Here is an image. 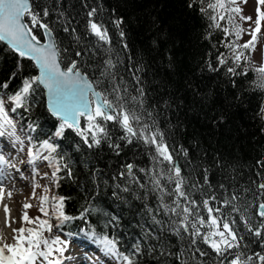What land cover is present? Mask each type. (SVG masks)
Segmentation results:
<instances>
[{
  "label": "trees",
  "instance_id": "1",
  "mask_svg": "<svg viewBox=\"0 0 264 264\" xmlns=\"http://www.w3.org/2000/svg\"><path fill=\"white\" fill-rule=\"evenodd\" d=\"M84 3L85 0H33L34 7H49L52 12L49 19L53 22L58 12L72 19L73 26L82 34V43L91 47L96 38L85 34L88 9ZM87 3L97 7L99 19L108 28L113 48L111 56L116 64L113 71L118 80L123 77L133 95L139 96L137 89H142L144 107L153 112L168 143L175 144L177 151L180 146L187 149V157L182 154L174 157L182 166V174L189 180L200 179L204 169H208L212 190L218 196L223 195L220 184L229 192L244 187L255 190L252 182H261L256 173L259 171L264 177V169L258 165V161H264V113H260V108L264 107V90L255 87L258 67L253 61V51L239 49L248 59L241 60L237 71L247 69L246 75L230 76L225 68L209 70L210 64L217 65L220 53L228 57L229 64L232 63V53L225 43L244 44L240 42L241 38L235 40L233 35L225 36L222 28L232 26L225 20L220 22L221 28H210L211 21L199 11V0H87ZM189 3H193V7H189ZM237 15L233 14V20L242 30V37L243 28ZM119 19L123 20L120 26L125 33L123 40L112 23ZM52 26L62 46L70 47L69 54L76 50L60 24L53 23ZM0 49H5L2 42ZM102 58L107 55L101 51L92 64ZM16 64L13 53L0 50V82L8 80L16 71ZM24 64L21 75L35 73L31 62L25 60ZM8 82L7 94L10 95L19 88L20 76ZM106 87V83H101L97 90L103 91ZM36 99L38 103L31 112L18 109L12 114L16 133L22 134L25 140L26 135H31L34 141L46 139L59 123L45 106L43 90ZM109 99L113 97L109 96ZM28 123L38 125L36 132H27ZM111 134L113 140L121 144L119 155L105 143L99 148L87 147L71 129L65 131L63 138L54 140L58 144L54 155L63 157V163L71 168L72 177L68 178L64 170L57 173L58 179L52 176L51 197H65L64 211L73 217H79L85 208L94 211L86 219L65 222L59 229L54 227L52 235H58L60 239L93 240L91 243L97 246L98 238L108 235L120 241L122 252L130 250L139 239L143 249V254L138 257L139 264H179L174 255L167 253L180 251H184L183 259L187 264H197L187 251V241L172 234L168 218L155 212L157 200L154 194L135 183H128L127 177H118L127 163H132L133 171L143 177L136 170L152 166L145 146L128 145L119 140L122 134L119 128H111ZM46 164L52 173V167L48 162ZM125 186L129 188L128 192L121 190ZM153 215L163 222V228L153 222ZM51 223L55 225V219ZM93 230L97 239L93 238ZM146 233L150 235L146 236ZM153 247L155 251H150ZM250 247L264 251L256 242ZM161 251L165 254L161 255ZM208 251V257L198 259H203L205 264H217L215 254Z\"/></svg>",
  "mask_w": 264,
  "mask_h": 264
},
{
  "label": "snow or ice",
  "instance_id": "2",
  "mask_svg": "<svg viewBox=\"0 0 264 264\" xmlns=\"http://www.w3.org/2000/svg\"><path fill=\"white\" fill-rule=\"evenodd\" d=\"M199 3V11L211 21L210 28L219 29L222 27L220 22L226 20L232 27L222 28L225 36L233 35L235 40L241 38L242 30L233 20V14L240 11L238 7H234L235 0H199ZM258 4H264V0H258ZM188 6L193 7V3ZM84 7L88 9L85 34L96 38L91 47L82 43V34L73 26L72 19L64 17L63 12L55 13L57 19L53 22L49 19L52 14L49 7H34L33 0H0V42L5 45V49L0 50L9 51L16 56V71L11 73L8 80L20 76L19 88L10 95L7 94L10 86L8 80L0 82V137H14L16 141L23 143L16 135V121L10 113L15 114L18 109L31 112L38 103L37 95L43 90L45 106L59 123L54 133L41 141H34L31 135H26L30 146V162L46 161L53 169L54 178L62 170L71 178V168L63 163V157L57 158L54 155L58 149L54 140L63 138L65 131L71 129L87 147L99 148L105 143L119 155L121 144L115 142L111 134V128H119L122 133L119 140L128 145L143 144L151 156L152 166L137 169L143 174L140 177L133 171L135 166L127 163L118 177H127L128 183H135L154 194L157 200L155 212L168 218L172 234L187 241V251L197 264H205L198 257H208V249L215 254L217 264H264V251H256L250 247L256 242L264 250V177H261L259 171L256 173L261 182H252L255 190L244 187L229 192L220 184L223 195L218 196L212 190L208 169H204L200 179L189 180L183 175L182 166L174 157L181 154L187 157V149L180 146L177 151L175 144L168 143L153 112L144 107L141 99L143 90L137 89L140 95H133L124 84L123 77L118 80L113 71L116 64L111 56L113 48L108 28L99 19L97 7H90L87 0ZM257 13L255 28L248 33L251 36L249 41L243 45L229 41L224 45L232 53V63L229 64L228 57L220 53L217 65H209L210 71L225 68L230 76L247 74V69L237 71L241 60L248 59L239 49L255 48L261 35V21H264V12L257 8ZM243 19L251 20V17ZM53 23H59L62 31L70 37L71 44L76 46L71 54L70 47L62 46V42L57 40ZM112 23L119 29V36L123 40L125 33L120 27L123 20ZM123 47L127 48V44ZM101 51L107 58H102L93 65L92 61L97 59ZM25 60L32 63L36 70L34 74L21 75L25 70ZM256 73L255 87L264 90V66L256 68ZM101 83H106L107 87L98 91L97 87ZM109 96L113 99H109ZM260 113H264V107L260 108ZM37 127L35 123H28L27 132L34 133ZM4 163V157L0 155V165ZM258 165L264 169V161H258ZM116 187L120 188V185L117 184ZM121 190L128 192L129 188L125 186ZM2 191L0 188V192ZM39 199V212L44 218H30L25 212L22 222L31 227L13 228L11 243L0 232V264H60L52 257L54 253L63 254L66 244L58 235H52L53 228H62L65 222L74 219H86L94 211L85 208L79 217H73L64 211L65 197L49 198L42 195ZM23 207L27 209L32 205L25 204ZM5 212H8L7 206ZM149 212H153V209H149ZM52 219H55V225L51 223ZM152 219L163 228V222L157 220L155 215ZM92 235L97 239L95 230ZM98 240L104 252L117 264H139L138 257L143 254L141 240H136L130 250L124 252L120 251V241L115 237L104 235ZM150 251H155V248ZM164 254L161 251V255ZM167 255H174L179 264H187L183 259L184 251L168 252Z\"/></svg>",
  "mask_w": 264,
  "mask_h": 264
},
{
  "label": "rangeland",
  "instance_id": "3",
  "mask_svg": "<svg viewBox=\"0 0 264 264\" xmlns=\"http://www.w3.org/2000/svg\"><path fill=\"white\" fill-rule=\"evenodd\" d=\"M235 7L240 9L237 19L243 28V34L240 42L246 43L251 39V36L248 33L250 30L255 28L254 21L257 19L258 15L257 8H259L261 12H264V4H258V0H235ZM243 17H251V20L243 19ZM252 51L255 66H264V21H261V35L259 36V40ZM16 135L20 137V140L23 141V143L16 141L14 137H0V153L8 160L13 159L16 162L15 167L18 168H10L9 172L16 171L17 174L14 176L9 175L10 178H7V182H4V184H6L5 187H1L3 189L2 192L5 190V193H11L10 201L12 203L14 218L16 220L14 221L12 228L18 229L22 226H29L23 224L22 222V216L25 212H27L30 218L42 216L39 212V198L42 195L51 197L52 173L44 163L45 161L36 160L34 163L30 162V157L28 155V142L24 139L22 134L16 133ZM21 165H24L23 169H20ZM5 169L8 168L5 167ZM15 177H18L19 180H15ZM14 185V189L6 191L7 187ZM45 189H47V192H45ZM25 204L32 205V207L25 209L23 207ZM46 235L48 234L46 233ZM6 236L8 237V242L11 243L12 232L10 235ZM61 240L64 239L61 238ZM64 242L66 244V250L63 254L54 253L52 257L53 259L61 260L58 259V256L68 255L74 259L72 264H74L76 260H78V264H116L115 260L104 252L102 246L91 244L87 247H83L70 243L69 241ZM81 256H83L82 261L79 262Z\"/></svg>",
  "mask_w": 264,
  "mask_h": 264
},
{
  "label": "bare ground",
  "instance_id": "4",
  "mask_svg": "<svg viewBox=\"0 0 264 264\" xmlns=\"http://www.w3.org/2000/svg\"><path fill=\"white\" fill-rule=\"evenodd\" d=\"M0 167H1V169L6 170L4 164L0 165ZM9 173H6L5 175L4 174L0 175V188L5 187L6 184H4V182H7L6 179L10 178L9 175L14 176L17 174L16 171L9 172ZM3 180H5V181H3ZM15 180H19V178L15 177ZM14 188H15V185L9 186L6 188V191L14 189ZM8 193L9 192L5 193V190H4V192H0V232H2L5 235L11 234L12 229H13L12 225L14 224V221H16L14 218V210L12 208V203L10 201L11 197L9 198L7 196ZM5 206H7V209H8L7 213L5 212ZM9 224L11 225L10 227L8 226ZM67 260H69V259H67ZM68 263H70V262H68Z\"/></svg>",
  "mask_w": 264,
  "mask_h": 264
},
{
  "label": "water",
  "instance_id": "5",
  "mask_svg": "<svg viewBox=\"0 0 264 264\" xmlns=\"http://www.w3.org/2000/svg\"><path fill=\"white\" fill-rule=\"evenodd\" d=\"M3 43V42H2ZM4 44V43H3ZM50 113V112H49ZM51 114V113H50ZM52 115V114H51ZM54 117V116H53Z\"/></svg>",
  "mask_w": 264,
  "mask_h": 264
}]
</instances>
